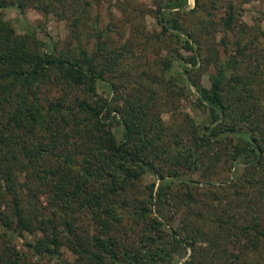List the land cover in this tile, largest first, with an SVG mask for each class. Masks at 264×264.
Here are the masks:
<instances>
[{
    "label": "rangeland",
    "instance_id": "rangeland-1",
    "mask_svg": "<svg viewBox=\"0 0 264 264\" xmlns=\"http://www.w3.org/2000/svg\"><path fill=\"white\" fill-rule=\"evenodd\" d=\"M10 1L2 7V19L19 33L33 31L48 50L65 52L81 41L89 52L97 49L99 62L105 55L102 46L120 53L106 72L110 80L96 81L94 98L117 95L116 105L123 108L125 91L133 89L141 101L148 103L147 127L156 137V165L161 174L144 172L117 196L121 201L115 202L121 210L119 217L111 220L102 233L114 241L111 254L104 255L107 263L130 264L135 256L141 264L149 256V261L156 264H183L186 259H193L195 264H264V157L258 165L241 159L242 155L234 157L248 147L237 134L225 130L216 137L201 138L205 125L210 123L209 108L198 99L175 59L168 71L174 80L163 78L162 66L167 59L177 52L185 56L193 52L172 32L161 33L155 10L165 0H18L22 5ZM263 14L264 0H199L193 9L174 14L200 43V62L193 65L185 59L191 76L208 87L210 75L224 65L228 81L222 96L232 112L245 104L251 108L259 122L255 135L261 144ZM72 17L77 23L73 32ZM95 26L102 31L100 42L96 41ZM36 92L45 104L60 95L71 103L75 95H85L81 87L64 89L51 78L36 87ZM237 125L250 133L247 124ZM108 130L120 139L122 123L115 120ZM177 146L192 151L198 165L185 164ZM74 158L78 160L79 154ZM46 162L55 161L52 158ZM23 175L21 171L20 182ZM21 189L31 197L26 186ZM38 199L46 204L45 193ZM143 205L151 211L140 216L136 211ZM130 210L135 213L130 215ZM154 216L159 222L152 220ZM78 222L84 235L91 236L95 224L90 212L86 211ZM23 232L26 238L33 237L28 230ZM169 232L179 235L182 244L172 240ZM22 239L18 235L13 240L23 252L21 264H53L54 257L40 258L24 246ZM1 245L7 248L2 241ZM71 248L69 243H61L56 252L64 264H97L87 253Z\"/></svg>",
    "mask_w": 264,
    "mask_h": 264
},
{
    "label": "trees",
    "instance_id": "trees-1",
    "mask_svg": "<svg viewBox=\"0 0 264 264\" xmlns=\"http://www.w3.org/2000/svg\"><path fill=\"white\" fill-rule=\"evenodd\" d=\"M8 1L0 0V240L7 246L3 247L0 241V264L22 263L23 252L13 241L18 235L23 238L24 246L40 258L54 257L53 264L65 262L60 260L61 254L56 256L61 243H69L72 250L87 253L97 264H109L104 255L111 254L114 241L102 233L109 228L111 220L119 217L117 196L144 172L161 174L156 165V137L151 134L152 128L147 127L148 103L141 101L133 89L125 91L123 108L116 105L117 95L94 98L96 81L110 80L106 79V72L120 53L102 46L105 55L103 62H99L101 54L97 49L91 53L81 41L65 52L48 50L33 31L19 33L2 19V7ZM198 1L165 0L155 10L161 33L172 32L193 49L189 56L177 52L174 58L167 59L162 66L163 78L174 80L168 71L174 59L179 62L181 74L209 108L210 123L205 125L201 138L216 137L220 130L237 134L248 149L244 153L236 152L234 157L242 155L241 159L258 165L264 157V144L257 142L255 135L259 122L247 104L234 112L229 109L222 96L228 81L224 65L210 75L208 87L191 76L187 61L193 65L200 62V43L174 14L193 9ZM70 23L72 31L77 23L73 17ZM97 31L96 41L100 42L102 31ZM50 78L61 83L64 89L81 87L85 95H75L73 103L60 95L45 104L36 87ZM110 84L115 86L112 81ZM115 120L123 126L120 139L108 130ZM236 122L247 124L250 133L241 130L242 125ZM220 124L222 127L218 129ZM176 149L185 164L198 165L192 151L181 146ZM77 154L78 160L74 158ZM52 158L55 162L48 164L46 161ZM21 171L23 182L19 181ZM23 185L32 192L30 198L22 193ZM42 193L47 197L46 204L38 199ZM86 211L95 224L91 236L84 235L78 222ZM150 211L143 205L136 212L143 216ZM131 212L135 210H130V215ZM152 220L159 222L155 216ZM24 230L33 237L26 238ZM169 234L172 240L182 244L179 235ZM137 261L133 256L129 262L137 264ZM141 264L156 263L147 256ZM183 264L195 263L193 259H186Z\"/></svg>",
    "mask_w": 264,
    "mask_h": 264
}]
</instances>
